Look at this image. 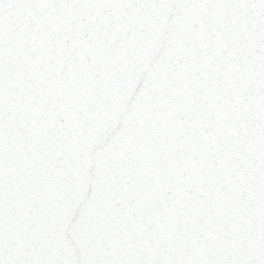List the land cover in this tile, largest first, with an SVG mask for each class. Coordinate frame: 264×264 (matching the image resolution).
Here are the masks:
<instances>
[{"label":"water","instance_id":"water-1","mask_svg":"<svg viewBox=\"0 0 264 264\" xmlns=\"http://www.w3.org/2000/svg\"><path fill=\"white\" fill-rule=\"evenodd\" d=\"M0 264H264V0H0Z\"/></svg>","mask_w":264,"mask_h":264}]
</instances>
